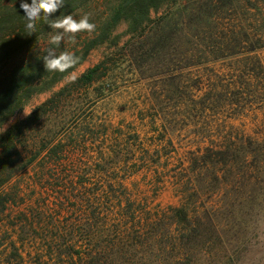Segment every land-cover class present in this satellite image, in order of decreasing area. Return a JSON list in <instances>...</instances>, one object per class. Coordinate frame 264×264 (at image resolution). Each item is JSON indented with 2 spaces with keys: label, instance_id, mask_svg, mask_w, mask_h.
Returning <instances> with one entry per match:
<instances>
[{
  "label": "trees",
  "instance_id": "trees-1",
  "mask_svg": "<svg viewBox=\"0 0 264 264\" xmlns=\"http://www.w3.org/2000/svg\"><path fill=\"white\" fill-rule=\"evenodd\" d=\"M181 1L64 0V6L50 19L63 15H73L76 18L88 14L90 22L94 23L96 28L92 33H86L85 37L80 36V39H83L81 45H76L71 50L66 47L67 38L61 42L56 49L58 53L67 50L79 58L75 66L61 73L46 72L43 62L46 50L50 47V36L55 32L43 20L36 22L33 33L26 30L23 17L25 13L20 4H31V0H0V222L7 223L11 234H19L18 243L22 246L20 249L17 243L11 241V248L15 253L6 258L8 264L16 258L21 264H48L46 258L51 260L58 251L59 259L66 254L73 264H103V260L109 258L99 244L102 243V237L101 241L98 237L99 224L104 221V206L108 203L115 204L107 206L108 210H111L109 212L121 213L122 216L136 217L139 212L132 203H128L127 208L123 207L112 185L110 190H104V185L101 184L86 188V194L81 198L76 197L78 203L73 202V207L69 209L64 203L57 205L58 208L51 207V201L44 195L34 193L31 196L20 183L14 184L16 178L22 174L31 173L30 181L37 185V182L43 180H37L36 175L43 177L46 170L50 172V175H47L49 180L46 181H54L51 187L61 190V196L67 198L61 188L66 187L67 194L72 196L75 190L73 188L78 183L72 177L79 169L73 148L81 143V140H72L70 143L74 145L69 146L53 139L37 143L35 138H31L34 137L31 133L41 126L43 119L59 106L61 96L68 87L37 106L25 119L5 129L7 122L22 111L35 95L53 89L75 71L95 48L113 40L116 29L123 22L128 25L127 33L130 38L121 47L124 51L122 53L129 54L143 79H159L163 93L170 92V88L179 92L185 83L183 79L181 81L180 75H184L187 70L244 55L249 56L264 48V31L254 33L251 21L249 23V19L240 13L243 9L250 13L256 11L262 15L264 21V0H190L184 9L172 12ZM163 8H169L168 12L160 16L159 12ZM154 14L159 15L158 18H153ZM178 14L182 20L174 18L178 17ZM191 44L192 57L189 56ZM115 45L119 46L117 42ZM112 57H106L88 69L71 87H90L99 83L100 90L105 94L110 92L106 79H109ZM251 60L264 72V65L258 57ZM176 63L181 66L180 72L174 71ZM234 70L237 75L233 76L241 81L232 78L225 89L231 90L233 87L234 91L230 93L232 99L229 100L232 105H241V85H248V78L253 75L249 74L250 70ZM178 75L180 77H177ZM178 79L180 83L177 82ZM202 83L200 79L196 82V87H191L188 91L199 112H215L224 108L222 105L226 102L223 98L225 95L218 91V86L212 85L198 101L193 100L194 93ZM165 96L169 98L168 94ZM59 169L64 177L60 175ZM188 170L192 174L190 180L193 179L194 184L197 183L201 188H209L205 184L208 178V184L217 187L232 179L237 182L246 180L242 183L247 184H250V181L256 182V185L264 184V139L256 140L244 135L227 136L223 143L212 144L211 147L200 149L194 154ZM185 196L188 198L189 193L185 192L184 198ZM189 203L170 207L167 212H157L155 217L147 218L146 221L140 222L135 218L131 226L125 225L121 220L116 225V241H113V246L118 248L112 249L118 250L119 253L126 247L132 248L142 242L141 236L132 234L136 225L143 224L149 238L150 233L159 232V225H162L163 221H168L166 226L183 225L184 229L176 240L185 254L193 253L199 246L200 239L202 240L200 237L204 233V221L208 219L209 216L206 215L211 211L204 212L194 220L191 214L195 211L191 210ZM78 204H81L78 214L84 221L74 216L66 225L63 224V214L72 209L70 214L75 215L74 206ZM10 207L19 208V213L12 215L9 212ZM221 211L222 208L212 210L213 213ZM149 212L147 208V214H150ZM3 217H6L7 221H4ZM165 230L166 228L163 231ZM78 234H81V237ZM33 238L39 239L40 242L34 241ZM213 240L216 241L214 237L204 238L206 243H214ZM32 255H35L33 261L28 262L27 258ZM123 256L125 255H121V258H124ZM111 258L114 261L117 259L115 256Z\"/></svg>",
  "mask_w": 264,
  "mask_h": 264
},
{
  "label": "rangeland",
  "instance_id": "rangeland-1",
  "mask_svg": "<svg viewBox=\"0 0 264 264\" xmlns=\"http://www.w3.org/2000/svg\"><path fill=\"white\" fill-rule=\"evenodd\" d=\"M189 1L182 0L172 12L184 9ZM168 9L163 8L159 15L165 14ZM240 13L249 19V23L251 21L254 33L264 31L260 13H250L244 9ZM158 16L154 14L153 18ZM177 16L174 17L176 20L181 19L180 14ZM127 29L128 25L123 22L116 29L113 40L95 48L75 71L53 89L35 95L5 125L7 129L25 119V112L31 113L61 89L68 87L61 96L59 106L43 119L41 126L31 133L34 136L31 138H35L37 143L53 139L69 146L73 144L70 141L81 140L73 148L79 169L72 174L73 180L78 182L72 196L67 194L66 187L61 189L67 198L61 196V190L53 189L51 186L54 181H46L49 180L47 175H50L46 170L45 176L36 175L37 180H43L37 182V185L30 181L31 173L22 174L14 184L20 183L31 196L34 193L44 195L54 208L64 203L70 209L73 202L78 203L76 197L81 198L86 194V188L100 184L104 185V190H110L112 185L123 207L127 208L128 203L135 205L139 212L136 217H131L110 213L107 206L115 204H104V221L99 224L98 237L100 241L102 237V243L99 244L109 258L103 260V264H264V184L256 185V182L251 181L247 184L242 183L246 180L237 182L232 179L217 187L208 184V178L205 184L209 188H201L197 183L194 184L193 179L190 180L192 174L188 170L194 154L212 144L223 143L227 136L244 135L256 140L264 139V72L251 60L258 57L264 65V48L249 56L187 70L184 75H180L181 81L183 79L185 83L179 92L170 88V92L163 93L159 79H143L133 59L128 53L123 54L121 47L130 38ZM86 33L77 34L75 42L66 40L67 49L81 45L83 39L80 36L85 37ZM191 49L192 44L189 45V56L192 57ZM109 56H113L109 79H106L110 92L105 94L100 90L99 83L90 87H71L83 73ZM179 67L176 63L174 71L180 72ZM234 69L245 72L250 70L249 74L253 75L248 78V85H241V105H232L230 102V93L234 88L225 89L232 78L241 81L233 76L237 75ZM200 79L203 83L194 93L193 100L198 101L212 85L218 86V91L225 95L224 108L215 112H199L188 91L196 87ZM177 82L180 83V79ZM71 89L74 91L70 92ZM59 173L64 177L60 169ZM185 192L189 193L188 198H184ZM187 202H190L191 210L195 211L191 214L194 220L204 212L211 211L204 221V233L200 237L202 240L193 253L185 254L176 240L184 229L183 225L166 226L168 221H163L164 224L159 225V232L150 233L149 238L144 231L145 226L138 224L131 233L141 236L142 242L132 248L126 247L119 253L112 249L118 248L113 246V241H116V225L121 220L131 226L135 218L140 222L146 221L147 218L155 217L157 212H167L170 207H180ZM80 206H74L75 215L70 214L72 209L63 214V224L66 225L74 216L84 221L78 214ZM147 208L150 214H147ZM220 208V213L212 212ZM18 209L10 207L9 212L15 215L19 213ZM2 219L7 221L6 217ZM6 224L0 222V264H8L6 258L15 253L11 241L20 246L19 234H11ZM78 236L81 237V234ZM210 237L216 241L206 243L204 238ZM33 239L40 242L39 239ZM58 252L51 260L46 258L48 264H73L66 254L59 259ZM121 255H125L124 258ZM34 256L27 258V261H33ZM112 256L117 259H110ZM18 261L17 258L12 259L10 264H21Z\"/></svg>",
  "mask_w": 264,
  "mask_h": 264
},
{
  "label": "clouds",
  "instance_id": "clouds-1",
  "mask_svg": "<svg viewBox=\"0 0 264 264\" xmlns=\"http://www.w3.org/2000/svg\"><path fill=\"white\" fill-rule=\"evenodd\" d=\"M64 6V0H31V4L23 2L20 4L25 13L23 16L26 21V30L33 33L36 28V22L43 20L55 32L50 36V47L46 50L43 62L46 72H65L79 62V58L67 50L57 52L62 41L66 38L75 42L77 34L81 32L92 33L96 25L90 22V16L84 14L79 19L73 15H63L56 19L50 17ZM31 113L25 112L28 116Z\"/></svg>",
  "mask_w": 264,
  "mask_h": 264
}]
</instances>
